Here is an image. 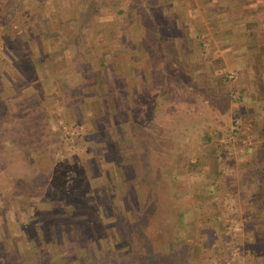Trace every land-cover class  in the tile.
Returning a JSON list of instances; mask_svg holds the SVG:
<instances>
[{"label": "rangeland", "instance_id": "374dc122", "mask_svg": "<svg viewBox=\"0 0 264 264\" xmlns=\"http://www.w3.org/2000/svg\"><path fill=\"white\" fill-rule=\"evenodd\" d=\"M170 196L186 264L264 239V0H0V264H125Z\"/></svg>", "mask_w": 264, "mask_h": 264}, {"label": "trees", "instance_id": "16d2710c", "mask_svg": "<svg viewBox=\"0 0 264 264\" xmlns=\"http://www.w3.org/2000/svg\"><path fill=\"white\" fill-rule=\"evenodd\" d=\"M174 198H163L160 209L154 199L138 207L137 221L133 220L129 226L137 228L129 233L135 243L131 255L123 263L133 258V264H186L179 255L183 244L178 235L180 216Z\"/></svg>", "mask_w": 264, "mask_h": 264}, {"label": "crops", "instance_id": "0c3cea01", "mask_svg": "<svg viewBox=\"0 0 264 264\" xmlns=\"http://www.w3.org/2000/svg\"><path fill=\"white\" fill-rule=\"evenodd\" d=\"M257 209L261 210V208L259 206H257ZM244 212H246V211H244ZM254 212L255 211H253V213ZM253 227L254 228L252 229V231L259 232L260 230H263L262 232L264 233V223H262V224H258V223L254 224ZM247 247L248 248L246 250H247V252L249 254V256L247 257V262L244 261V258H242V256L238 255V260L236 258L237 263H239V264H245V263H247V264H264V239H260L259 240L257 237L255 238L253 236L252 240L251 239L248 240ZM226 250L229 251V247L226 248ZM211 254L214 255V252L212 251ZM211 254L209 255V257L206 255L205 259H202V258L200 259V261L204 260V261H207V263L200 262L199 264H219V262L221 263V259H220L219 262H217L218 259H214V256L211 255Z\"/></svg>", "mask_w": 264, "mask_h": 264}, {"label": "built area", "instance_id": "2783aa9c", "mask_svg": "<svg viewBox=\"0 0 264 264\" xmlns=\"http://www.w3.org/2000/svg\"><path fill=\"white\" fill-rule=\"evenodd\" d=\"M230 77H232V73L230 74ZM237 124H238V121L237 120H234V127H237ZM227 263L229 264H237L236 260L234 259V257H230V261Z\"/></svg>", "mask_w": 264, "mask_h": 264}]
</instances>
